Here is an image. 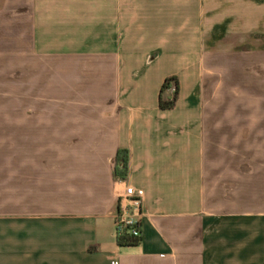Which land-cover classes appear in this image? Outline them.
<instances>
[{"label": "crops", "instance_id": "obj_1", "mask_svg": "<svg viewBox=\"0 0 264 264\" xmlns=\"http://www.w3.org/2000/svg\"><path fill=\"white\" fill-rule=\"evenodd\" d=\"M258 2L0 0V264L264 263V206L227 201L204 89L210 34L264 33ZM126 186L141 242L121 248Z\"/></svg>", "mask_w": 264, "mask_h": 264}, {"label": "rangeland", "instance_id": "obj_2", "mask_svg": "<svg viewBox=\"0 0 264 264\" xmlns=\"http://www.w3.org/2000/svg\"><path fill=\"white\" fill-rule=\"evenodd\" d=\"M258 5L260 16L264 0ZM214 30L204 55L209 60L204 89L212 117L224 122L220 153L225 161L220 156L219 165L226 176V199L238 207L264 206V33L260 28L248 35ZM253 170L257 179L251 177ZM250 192L257 194L251 200L246 197Z\"/></svg>", "mask_w": 264, "mask_h": 264}, {"label": "built area", "instance_id": "obj_3", "mask_svg": "<svg viewBox=\"0 0 264 264\" xmlns=\"http://www.w3.org/2000/svg\"><path fill=\"white\" fill-rule=\"evenodd\" d=\"M170 91L172 94L174 93L173 86ZM143 197L144 192L142 190H136L131 186L125 187L123 194L119 198V209L113 218L117 238L125 234L134 237L141 235Z\"/></svg>", "mask_w": 264, "mask_h": 264}, {"label": "trees", "instance_id": "obj_4", "mask_svg": "<svg viewBox=\"0 0 264 264\" xmlns=\"http://www.w3.org/2000/svg\"><path fill=\"white\" fill-rule=\"evenodd\" d=\"M172 86L174 88V93L172 98L164 99L163 93L167 90H170ZM177 90L178 88L175 78H170L165 81L159 95V107L161 110H170L173 108L176 100ZM128 165H129L128 151L119 150L114 159V167L112 171L113 178L120 181H125L128 177ZM140 242H141V235L139 237H134L125 234L124 236L117 238V245L121 248L135 247L138 246Z\"/></svg>", "mask_w": 264, "mask_h": 264}]
</instances>
